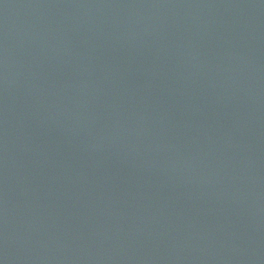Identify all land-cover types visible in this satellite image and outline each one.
Wrapping results in <instances>:
<instances>
[{"label":"water","instance_id":"water-1","mask_svg":"<svg viewBox=\"0 0 264 264\" xmlns=\"http://www.w3.org/2000/svg\"><path fill=\"white\" fill-rule=\"evenodd\" d=\"M0 264H264V0H0Z\"/></svg>","mask_w":264,"mask_h":264}]
</instances>
